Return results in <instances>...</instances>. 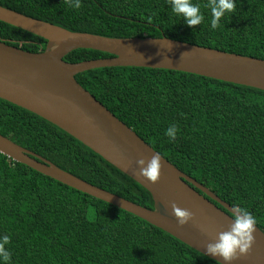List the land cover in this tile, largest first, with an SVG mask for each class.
I'll use <instances>...</instances> for the list:
<instances>
[{"label":"trees","instance_id":"16d2710c","mask_svg":"<svg viewBox=\"0 0 264 264\" xmlns=\"http://www.w3.org/2000/svg\"><path fill=\"white\" fill-rule=\"evenodd\" d=\"M189 27L167 0H0V6L70 31L167 37L264 59V0H234L215 29L208 0ZM0 41L40 52L46 40L0 21ZM68 52L67 62L111 57ZM120 121L177 169L264 233V90L164 68L98 67L75 75ZM175 125V139L165 135ZM0 134L59 168L141 206L149 192L58 126L0 98ZM215 203V202H214ZM220 207L219 204L215 203ZM0 235L9 264H220L171 234L0 153Z\"/></svg>","mask_w":264,"mask_h":264},{"label":"water","instance_id":"95a60500","mask_svg":"<svg viewBox=\"0 0 264 264\" xmlns=\"http://www.w3.org/2000/svg\"><path fill=\"white\" fill-rule=\"evenodd\" d=\"M0 21L46 40L40 52L0 41V98L58 126L105 161L145 188L152 199L147 208L92 185L46 158L0 134V153L80 192L110 203L171 234L220 264H264V233L254 225L253 241L231 261L207 253V245L229 230L234 208L186 175L143 141L75 79L78 72L110 66L164 68L202 75L264 90V59L225 52L167 37H108L70 31L0 6ZM85 48L111 57L67 62L70 51ZM160 155L158 179L140 175ZM219 204L217 206L215 203ZM192 217L179 225L172 204Z\"/></svg>","mask_w":264,"mask_h":264},{"label":"clouds","instance_id":"9594fccd","mask_svg":"<svg viewBox=\"0 0 264 264\" xmlns=\"http://www.w3.org/2000/svg\"><path fill=\"white\" fill-rule=\"evenodd\" d=\"M73 8L80 7V0H67ZM174 14L180 16L184 23L189 26L200 24L203 16L200 12V5L193 4L191 0H167ZM234 0H208L206 7L210 10V27L217 28L218 22L225 12H232L234 9ZM176 126L170 125L165 130V135L171 139H175ZM137 165L140 166V175L147 178L150 182H155L158 179V173L161 168L160 155L155 153L146 166L144 160H137ZM172 211L179 225L185 224L191 217L192 213L186 209L177 208L172 204ZM234 220L229 230L218 234V238L214 243L207 245V253L212 256H220L223 261H231L235 258L237 250L239 253H245L253 241V230L255 218L243 208H234ZM7 235H0V264H9L10 253L5 247L8 243Z\"/></svg>","mask_w":264,"mask_h":264}]
</instances>
